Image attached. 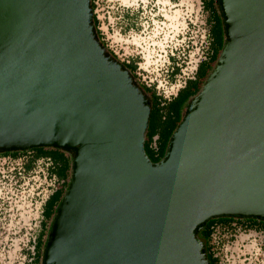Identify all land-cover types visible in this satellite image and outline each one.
I'll return each instance as SVG.
<instances>
[{"label": "water", "instance_id": "obj_1", "mask_svg": "<svg viewBox=\"0 0 264 264\" xmlns=\"http://www.w3.org/2000/svg\"><path fill=\"white\" fill-rule=\"evenodd\" d=\"M224 42L172 132L101 42L91 0H0V153L72 158L41 264H209V218L264 220V0H216Z\"/></svg>", "mask_w": 264, "mask_h": 264}, {"label": "rangeland", "instance_id": "obj_2", "mask_svg": "<svg viewBox=\"0 0 264 264\" xmlns=\"http://www.w3.org/2000/svg\"><path fill=\"white\" fill-rule=\"evenodd\" d=\"M198 3L199 0H94L93 12L104 42L120 58L134 57L139 62L136 75L140 81L153 84L169 98L193 75L196 63L210 52L207 49L209 25L200 24L208 12L203 9L200 16L196 15ZM191 14L193 20L200 19L196 20V25L187 24ZM220 36L224 42L223 31ZM168 57L182 68L174 80L167 71ZM166 146L167 143L163 154ZM216 233L209 244L218 264H264L263 231L240 226ZM47 238L45 236L44 240ZM28 239L24 235L1 234L0 264H20V248ZM41 261L42 256L40 264Z\"/></svg>", "mask_w": 264, "mask_h": 264}, {"label": "trees", "instance_id": "obj_3", "mask_svg": "<svg viewBox=\"0 0 264 264\" xmlns=\"http://www.w3.org/2000/svg\"><path fill=\"white\" fill-rule=\"evenodd\" d=\"M92 1L93 11L95 9L94 0ZM202 7L208 12L206 22L209 25L210 41L207 53L204 59L200 60L196 66V70L192 77L185 79L183 86H181L176 94L169 98L164 97L157 92L156 87L151 84L147 85L137 78L136 71L138 68L137 60L131 59L128 62L122 63L133 73L138 83L143 87L146 94L151 100V113L148 121V126L145 132L144 150L149 159L158 162L163 155V149L168 144L169 138L174 131L178 121L183 116V112L188 105L189 100L195 96L201 89L205 79L211 72L216 64L223 40L220 39V32L222 30V20L219 13V8L216 0H201ZM94 23L97 29L98 36L101 42L106 46L102 32L99 30V21L94 13ZM115 57L116 55L110 51ZM214 65V66H213ZM181 71V66L174 64L169 76L174 80L175 76ZM167 148V146H166ZM33 158L50 157L53 166L50 169V174L55 175L59 180H63V185L52 192L46 199L43 206V220L38 236L35 240V253L30 262L26 264H40V257L42 256L43 248L47 242L44 240L45 230L42 225L46 222V218L53 217L56 213L57 206L59 205L64 193L68 188L71 179L72 158L68 152L56 148H32ZM19 151L5 152L3 154H12L16 156ZM150 159V161H151ZM29 168L30 165L27 164ZM236 222L245 229H255L264 231V220H258L253 217H240V216H218L209 218L205 223L196 231V235L203 244V251L209 264H218V258L212 251L209 244L214 227L216 225L231 226L232 222ZM48 239V238H47Z\"/></svg>", "mask_w": 264, "mask_h": 264}, {"label": "built area", "instance_id": "obj_4", "mask_svg": "<svg viewBox=\"0 0 264 264\" xmlns=\"http://www.w3.org/2000/svg\"><path fill=\"white\" fill-rule=\"evenodd\" d=\"M197 6L196 15L200 16V13L203 12L201 0H199ZM107 12L109 13L108 10ZM188 19V25H196V20L199 18L193 20L191 14V18L189 17ZM200 24L206 26V19L201 20ZM119 34L121 35V33ZM106 48L112 51L121 62H128L131 59H135L130 56L120 58L118 53L110 48L107 43ZM119 51L120 50H118V52ZM206 55L207 54H205L202 59H204ZM135 57L137 58V56ZM169 59L168 57L167 71L170 73L174 64H179L178 62H171ZM138 63L137 61V64ZM197 64L198 62L196 66ZM137 78L139 79L138 76ZM145 84L151 85L150 83ZM183 84L181 86H183ZM179 88H177V90ZM156 89L158 93L162 94L158 88ZM33 153L32 149L19 151L16 156L0 153V235H24L29 238L20 248L22 257V262H20V264H26L32 260L35 253V240L40 232L41 222L43 220L44 203L49 195L60 188L64 183L63 180H59L55 175L50 174L49 171L53 166L50 157L43 156L34 159ZM27 164L30 165L29 168ZM1 189H5V191L2 192ZM5 194L6 196H4ZM236 227L240 228V225L235 221L232 222L229 227L225 225H216L212 236L215 232L219 233V230L228 228L234 229Z\"/></svg>", "mask_w": 264, "mask_h": 264}, {"label": "flooded vegetation", "instance_id": "obj_5", "mask_svg": "<svg viewBox=\"0 0 264 264\" xmlns=\"http://www.w3.org/2000/svg\"><path fill=\"white\" fill-rule=\"evenodd\" d=\"M151 159V158H150ZM152 162H155L154 160L151 159ZM54 217V216H53ZM53 217H48L46 218V222L42 225V227H44L45 230V235L48 237V234L50 232L51 229V225L53 223ZM264 223V222H262ZM255 230V229H254ZM258 230V229H257ZM261 231V230H260ZM264 232V231H263Z\"/></svg>", "mask_w": 264, "mask_h": 264}, {"label": "crops", "instance_id": "obj_6", "mask_svg": "<svg viewBox=\"0 0 264 264\" xmlns=\"http://www.w3.org/2000/svg\"><path fill=\"white\" fill-rule=\"evenodd\" d=\"M127 1V0H126Z\"/></svg>", "mask_w": 264, "mask_h": 264}]
</instances>
